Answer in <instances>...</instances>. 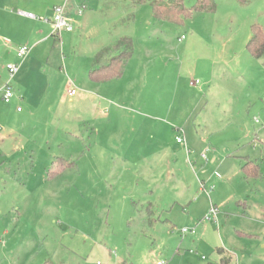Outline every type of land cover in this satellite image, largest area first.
Returning <instances> with one entry per match:
<instances>
[{
	"label": "rangeland",
	"instance_id": "1",
	"mask_svg": "<svg viewBox=\"0 0 264 264\" xmlns=\"http://www.w3.org/2000/svg\"><path fill=\"white\" fill-rule=\"evenodd\" d=\"M215 1L182 25L148 0H76L60 36L39 22L24 89L0 92V264H221L218 249L264 264V54L250 47L264 0ZM117 38L133 42L124 78L93 83L94 52ZM7 46L6 70L20 62ZM69 81L101 89L77 103Z\"/></svg>",
	"mask_w": 264,
	"mask_h": 264
},
{
	"label": "crops",
	"instance_id": "2",
	"mask_svg": "<svg viewBox=\"0 0 264 264\" xmlns=\"http://www.w3.org/2000/svg\"><path fill=\"white\" fill-rule=\"evenodd\" d=\"M65 3H66L65 0H0V47H1L2 43H5V45H8L7 47H9V51H7L3 55V57H5L7 55H12L9 58L10 61H12L14 59L19 60V58L17 57L16 51L20 47H22L23 45H32V48H30L31 49L30 54H31L32 49L34 47H37L41 41H47L48 35L45 32V30L43 31L41 29H37V27H39V26L41 27L42 24H39L40 21H43L46 24H50L51 26H52V24L44 21L45 19H47L46 17L43 18V17H39V16L40 15L41 16L50 15L51 19H52L54 8L58 5H63ZM77 5H79V4L76 3V0H70L67 3V9H66L67 17L73 16L72 12H73V10L74 11L76 10ZM25 13H33L37 16V19H35V20L30 19L24 15ZM51 19H47V20H51ZM23 21H24V23H28V22L33 23L35 25L34 26L35 32L30 30L31 24H26L27 25L26 26V25L22 24ZM44 28H46V26H44ZM118 41H119V38L110 39L108 44H106L105 46L99 47L97 49V51L94 52V55L96 56L97 53L99 52V50H101L102 48H106V47L109 48V47L114 46ZM29 43H31V44H29ZM10 49H12V50H10ZM15 53H16V56H15ZM29 55L25 60H23V61L19 60L20 61L19 62L20 70H19V73L16 77H17V81H18L17 86L22 88V89H24L22 86H20V83H23L22 82V80H23L22 79V71L24 69V66L26 65V61L28 60V58L31 57V56L29 57ZM94 55H93V57L95 59ZM5 58H4V60H5ZM93 66H94V61H93ZM93 66H92V68H93ZM126 66L124 69L125 71H124L122 77L119 78V80L124 78L125 72L127 69ZM7 75H8V73H7L6 68H3V69L0 68V88H1V81L4 80L7 77ZM89 79H90V77H89ZM111 81H114V80H111ZM73 83L77 89V94L75 96H73V98H71V99L77 98V100L75 101L77 103L86 100V94H88L91 90H95V89L100 90L101 89V88H97V87H101V86H93V84H90L88 82H84V84H81V86H79V88H77L75 82H73ZM93 83H95V82H93ZM96 84L99 85V83H96ZM68 85H69V83H68ZM68 85L66 86L67 92H68ZM79 91L82 95L81 97H78V96H80ZM148 118H150V117H148ZM89 153H90V151H89ZM217 174L218 173L216 172V175ZM216 175L214 178L213 177L211 178V181H220V179H222L221 177H217ZM214 186L215 185H213V187ZM220 259H221V257H220ZM237 264H239L238 260H237Z\"/></svg>",
	"mask_w": 264,
	"mask_h": 264
},
{
	"label": "trees",
	"instance_id": "3",
	"mask_svg": "<svg viewBox=\"0 0 264 264\" xmlns=\"http://www.w3.org/2000/svg\"><path fill=\"white\" fill-rule=\"evenodd\" d=\"M144 1V0H142ZM152 6L156 19L172 24L182 25L190 21L195 13H215L217 4L215 0H197L194 7L184 5L183 0H148ZM254 38L250 47L257 48V57L264 54V32L260 27H254ZM133 42L128 38L120 39L114 46L99 50L94 59V66L89 72L90 79L95 83H104L119 79L124 73L128 59L133 54ZM260 53V55H259ZM247 178L257 179L262 177L259 164L248 159L242 167ZM221 264H228L231 257L218 249Z\"/></svg>",
	"mask_w": 264,
	"mask_h": 264
},
{
	"label": "built area",
	"instance_id": "4",
	"mask_svg": "<svg viewBox=\"0 0 264 264\" xmlns=\"http://www.w3.org/2000/svg\"><path fill=\"white\" fill-rule=\"evenodd\" d=\"M70 0H65V4L63 5H58L54 8L53 11V17L51 20H47L45 19V22L51 23L52 24V28H53V33L55 36H60L62 33L68 32L71 33L74 30V27L72 25V23L69 21L68 17H67V3ZM26 17L30 18V19H37V16L33 13H25L24 14ZM82 15V12H79V16ZM30 47L28 46H22L17 50V57L23 61L25 60L28 55L30 54ZM20 70V64H9L7 66V72L9 75V80L7 82V84L0 89V92L4 93V100L6 103H9L13 97V90L11 88V84L13 82V80L16 78V76L18 75ZM192 85H195L194 83ZM77 94V89L74 85V83L72 81H69V85H68V95L70 97H73ZM179 142H181V140H178ZM202 157L206 160V155L203 154ZM218 177H220L219 174H217ZM219 213V210L216 206L212 205L210 207L209 210V214L206 217L207 221H212L214 219L217 218V215ZM183 233H187V230L184 229ZM158 264H165L164 262H160Z\"/></svg>",
	"mask_w": 264,
	"mask_h": 264
}]
</instances>
